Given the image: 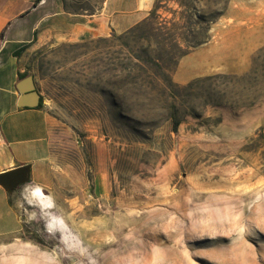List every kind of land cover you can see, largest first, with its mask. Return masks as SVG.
Wrapping results in <instances>:
<instances>
[{
  "label": "rangeland",
  "instance_id": "1",
  "mask_svg": "<svg viewBox=\"0 0 264 264\" xmlns=\"http://www.w3.org/2000/svg\"><path fill=\"white\" fill-rule=\"evenodd\" d=\"M262 4L154 0L121 34L41 49L52 171L11 192L0 264H264V49L243 78L188 86L180 64Z\"/></svg>",
  "mask_w": 264,
  "mask_h": 264
},
{
  "label": "crops",
  "instance_id": "2",
  "mask_svg": "<svg viewBox=\"0 0 264 264\" xmlns=\"http://www.w3.org/2000/svg\"><path fill=\"white\" fill-rule=\"evenodd\" d=\"M154 0H0V173L28 164V183H47L49 117L42 104L31 65L44 47L60 42L121 34L144 20ZM231 23L220 40L195 47L181 58V72L188 81L214 72L241 73L251 53L264 45V4L261 8H231ZM251 54V55H250ZM31 75L39 94L22 95V80ZM17 189V188H16ZM8 193L0 186V224L18 216Z\"/></svg>",
  "mask_w": 264,
  "mask_h": 264
},
{
  "label": "water",
  "instance_id": "3",
  "mask_svg": "<svg viewBox=\"0 0 264 264\" xmlns=\"http://www.w3.org/2000/svg\"><path fill=\"white\" fill-rule=\"evenodd\" d=\"M23 87L20 89L22 95H28L35 99L34 103L29 105H37L39 102V94L35 89L33 77L28 75L22 80ZM29 168L28 164L20 165L18 167L9 169L0 173V186L4 188L8 193H11L20 184L26 183L29 180Z\"/></svg>",
  "mask_w": 264,
  "mask_h": 264
},
{
  "label": "trees",
  "instance_id": "4",
  "mask_svg": "<svg viewBox=\"0 0 264 264\" xmlns=\"http://www.w3.org/2000/svg\"><path fill=\"white\" fill-rule=\"evenodd\" d=\"M264 49V45H262L261 47H259L258 49L255 50V52L252 54L251 58H250V64L248 67V70L240 75L237 74H232L231 76L234 78H243L246 75H249L251 72L255 71V62H256V57L258 56V54ZM185 54V53H184ZM212 76H207L206 79H210ZM198 80L194 79L193 81L189 82L187 85L188 86H192L194 85ZM180 123L179 118L176 116L175 113H173L172 115V123H171V130L173 132H176L178 129V125Z\"/></svg>",
  "mask_w": 264,
  "mask_h": 264
},
{
  "label": "clouds",
  "instance_id": "5",
  "mask_svg": "<svg viewBox=\"0 0 264 264\" xmlns=\"http://www.w3.org/2000/svg\"><path fill=\"white\" fill-rule=\"evenodd\" d=\"M31 195L36 196V197H39L40 196V190L39 189H36L34 192L31 193ZM48 206H51V205H48Z\"/></svg>",
  "mask_w": 264,
  "mask_h": 264
},
{
  "label": "flooded vegetation",
  "instance_id": "6",
  "mask_svg": "<svg viewBox=\"0 0 264 264\" xmlns=\"http://www.w3.org/2000/svg\"><path fill=\"white\" fill-rule=\"evenodd\" d=\"M19 186H21V184ZM19 186L17 188H19Z\"/></svg>",
  "mask_w": 264,
  "mask_h": 264
}]
</instances>
